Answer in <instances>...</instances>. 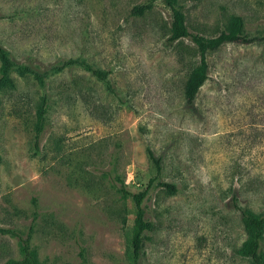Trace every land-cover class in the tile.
Instances as JSON below:
<instances>
[{
  "label": "rangeland",
  "instance_id": "rangeland-1",
  "mask_svg": "<svg viewBox=\"0 0 264 264\" xmlns=\"http://www.w3.org/2000/svg\"><path fill=\"white\" fill-rule=\"evenodd\" d=\"M149 1L0 0V44L13 58L40 68L83 59L108 71L128 102L80 69L44 88L13 74L14 87L0 93V228L23 236L31 227L40 264H129L132 203L119 190L135 193L154 175L146 147L175 192L153 186L144 198L151 229L138 264H250L239 253L247 238L239 210L264 216V46L208 53V79L191 112L183 87L198 56L187 38L166 42L170 11L161 1L131 14ZM176 7L192 34L215 37L239 18L241 33L264 36V0ZM18 259L17 239L0 234V264Z\"/></svg>",
  "mask_w": 264,
  "mask_h": 264
},
{
  "label": "trees",
  "instance_id": "trees-1",
  "mask_svg": "<svg viewBox=\"0 0 264 264\" xmlns=\"http://www.w3.org/2000/svg\"><path fill=\"white\" fill-rule=\"evenodd\" d=\"M154 1H161L170 11V23L168 29V37L166 42L171 44L181 39H189L198 56V62L193 66L186 78L183 87L184 105L191 112L194 111V101L199 89L208 79V63L206 56L210 52L218 50L226 44L250 46H264V36H248L241 33V23L239 18H231L228 27L218 33L215 37L205 38L199 34L189 33L184 23L183 15L176 7V0H150L148 3L133 7L132 15H140L150 8ZM5 18L1 16L0 19ZM6 18H10L9 16ZM80 69L87 72L96 81L100 82L105 89L117 100L120 105H128V102L122 100L119 94L109 84V72L100 70L92 64L87 63L80 58L58 59L49 63L43 68L37 64L20 62L12 57L11 53L0 44V93L5 89L14 87L11 75L19 77L28 76L37 83L40 88H44L46 81L66 70ZM1 104V101H0ZM48 107V98L43 95L35 108L33 120V147L36 149L39 143L40 135L43 128V121ZM148 160L154 168V175L150 177L145 186L135 193H130L124 188L119 190L123 198L129 197L132 203V222L128 229L127 251L129 264H138L141 255V241L145 232L151 229V224L144 219V210L142 202L148 191L153 186L163 188L167 193L175 192L172 184L163 182L160 177V159L156 157L149 147L145 148ZM240 221L246 233V240L242 243L239 253L247 258L250 264H264L261 255V243L264 232V216L253 215L248 210H239ZM0 234H10L17 239L19 259L9 261L7 264H40L37 260L35 251L31 246L32 228L28 227L25 235L14 234L12 231L0 228ZM81 252V251H80ZM83 259L82 253L79 255Z\"/></svg>",
  "mask_w": 264,
  "mask_h": 264
}]
</instances>
